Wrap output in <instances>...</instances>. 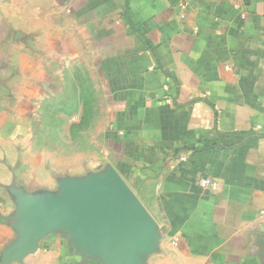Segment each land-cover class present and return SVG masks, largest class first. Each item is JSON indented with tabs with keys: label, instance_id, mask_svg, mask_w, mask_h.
Instances as JSON below:
<instances>
[{
	"label": "crops",
	"instance_id": "crops-1",
	"mask_svg": "<svg viewBox=\"0 0 264 264\" xmlns=\"http://www.w3.org/2000/svg\"><path fill=\"white\" fill-rule=\"evenodd\" d=\"M77 27L138 223L48 220L67 195L22 149ZM0 264H264V0H0Z\"/></svg>",
	"mask_w": 264,
	"mask_h": 264
},
{
	"label": "rangeland",
	"instance_id": "rangeland-1",
	"mask_svg": "<svg viewBox=\"0 0 264 264\" xmlns=\"http://www.w3.org/2000/svg\"><path fill=\"white\" fill-rule=\"evenodd\" d=\"M64 28L68 29L66 23ZM76 31L75 58L62 52L60 60L45 61L34 126L22 147L46 187L62 193L88 187L118 171L105 140L113 105L110 90L87 39L79 27Z\"/></svg>",
	"mask_w": 264,
	"mask_h": 264
},
{
	"label": "water",
	"instance_id": "water-1",
	"mask_svg": "<svg viewBox=\"0 0 264 264\" xmlns=\"http://www.w3.org/2000/svg\"><path fill=\"white\" fill-rule=\"evenodd\" d=\"M67 199L59 204L57 212L47 216L48 220L63 219L67 215H80L88 211L94 230L107 229L108 219L119 217L132 223L141 214V205L127 184L117 173L111 172L88 187L65 192ZM90 218V217H89Z\"/></svg>",
	"mask_w": 264,
	"mask_h": 264
},
{
	"label": "built area",
	"instance_id": "built-area-1",
	"mask_svg": "<svg viewBox=\"0 0 264 264\" xmlns=\"http://www.w3.org/2000/svg\"><path fill=\"white\" fill-rule=\"evenodd\" d=\"M200 184L206 187H209L213 190L218 188V184L216 181H214L212 178L210 177H203L200 179Z\"/></svg>",
	"mask_w": 264,
	"mask_h": 264
}]
</instances>
